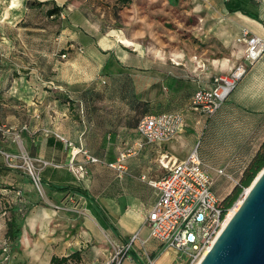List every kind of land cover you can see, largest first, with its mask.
<instances>
[{
  "label": "crops",
  "instance_id": "1",
  "mask_svg": "<svg viewBox=\"0 0 264 264\" xmlns=\"http://www.w3.org/2000/svg\"><path fill=\"white\" fill-rule=\"evenodd\" d=\"M37 1L48 2L47 8L59 6L62 13L59 19L45 17L46 25L37 29L41 34L35 55L22 46L26 36L10 33L0 38V51H5L0 66V127L9 130H0V149L17 153L19 137L30 157L48 163L42 170L46 196L61 209L43 206L29 176L0 159V179L5 187L22 190L28 209L19 246L22 254L28 264H51L54 256L101 248L102 258L82 261L99 264L110 258L104 254L110 240L127 243L139 232L157 264H172L176 253L172 251L171 257V251L165 252L145 225L158 197L148 180L166 176L173 162L186 160L194 150L209 174L224 170L239 180L261 148L264 55L248 67L213 116L194 110L192 98L197 90L212 88L214 76L230 74L244 64L246 46L238 41L244 30L264 40V0H132L130 7L137 10L134 21L104 34L89 9H81L83 2ZM120 2L109 8H122ZM22 6L19 21L25 22L35 9H29L27 1ZM74 10L85 13L82 23L92 30L82 34L74 29ZM159 10L169 14L168 26L181 23L185 35L180 37L173 29L157 31L166 16ZM130 79L134 86H125ZM133 100L148 102L149 116L182 112L185 126L168 142L141 146L138 104ZM58 135L99 160L87 165L84 180L69 169L72 155ZM122 155L123 173L111 167ZM211 157L221 158L218 165L211 164ZM83 161L84 156L77 155L76 162ZM142 248L136 243L125 260L144 264Z\"/></svg>",
  "mask_w": 264,
  "mask_h": 264
},
{
  "label": "built area",
  "instance_id": "2",
  "mask_svg": "<svg viewBox=\"0 0 264 264\" xmlns=\"http://www.w3.org/2000/svg\"><path fill=\"white\" fill-rule=\"evenodd\" d=\"M238 41L246 46L244 64L230 74L214 76L212 88L197 90L192 98L194 110L213 116L235 90L248 67L253 66L264 55V40L249 31L244 30ZM80 51L83 52V49L80 48ZM1 57L3 54L0 51V59ZM185 123V116L182 113H161L144 117L137 126V132L143 139L141 146L170 141ZM0 130L3 133L9 132L4 127H0ZM58 137L64 141L72 155L68 164L69 169L77 179L84 180L88 176L87 165L99 160L64 137L60 135ZM15 141L19 147L23 146L19 137ZM20 153L0 149V159L3 158L8 167L25 172L39 195L44 196L45 188L41 173L48 163L30 157L25 149ZM79 154L84 156V161L77 163L76 157ZM125 157L122 155L120 163L112 164L111 167L123 173ZM20 159L22 162H19ZM223 174L224 170L218 171V175ZM148 184L158 192L157 200L145 220V225L150 229V238L158 241L165 252H175L178 259H183V264H199L224 229L230 209L224 211L223 200L213 189L215 180L197 151L191 152L186 160L173 162L166 176L158 180L150 179ZM16 194L20 199L24 196L22 190H18ZM56 209L59 210L61 207L56 205ZM146 242L147 240L141 239L139 232L133 235L130 242H112L110 258L99 264H122L136 243L143 247L141 254L144 264H157L151 253L144 248Z\"/></svg>",
  "mask_w": 264,
  "mask_h": 264
},
{
  "label": "rangeland",
  "instance_id": "3",
  "mask_svg": "<svg viewBox=\"0 0 264 264\" xmlns=\"http://www.w3.org/2000/svg\"><path fill=\"white\" fill-rule=\"evenodd\" d=\"M21 1L22 0H0V38L2 36L8 35L10 33H13L15 36H17V35L26 36V42L23 44L21 43V44H22V46H24L26 48V50H29L28 54L33 52L32 54L35 55L36 51H37V46H38V36H39V34H41V32H39L37 29L43 25H46V22L44 20L45 19V10L36 9L34 11H29V13L27 14V18H26L27 21H25V22H24V20L19 21L21 18V15H19V12H21V9H23V6L20 7ZM26 1H28V0H23V4ZM75 1L83 2V5H81V9H83V12H86V9H89V13H90L91 17L94 16L97 20V23H99L101 25L100 29H103L102 30L103 34L104 33H112V29H115V28L118 29L119 26L123 25L124 22H128V23L133 22L134 17H136V14H137L136 13L137 10L135 9V7L131 8L130 5L125 6L123 10L122 9L117 10L118 7H115V10H113V8L112 9L109 8L112 6V4L118 3L120 1H121L120 5L122 6L123 0H120V1L104 0L103 2H100V3H97V1H95L94 3L92 1L90 3L89 2L85 3L86 2L85 0H75ZM11 6H13V8H11ZM16 8H19V10L18 11L15 10ZM161 9H163V8H161ZM78 11L80 12L81 10H78ZM17 12H18V14H17ZM79 12H76L75 10H74V12H72V14H73L72 20L75 23L74 29L78 30L79 33L86 34L87 30H92L93 28H89V27L85 26L84 23H82L85 13H83V15H79ZM158 12L160 14H163L166 16L165 17L162 16V18H163V19H161L162 21L159 20L160 25H158L159 27L156 28L157 31L159 28H161L163 30L173 29L174 34H178L180 37L185 35L186 31L182 32L183 25H181V23H178L175 21V24H177L178 26H175V25H173V26L169 25L168 26V24L171 22L170 17H168L169 14L165 10L162 12L159 10ZM14 16H16V17L14 18ZM17 22H20V23L17 24ZM167 22H169V23L167 24ZM47 26H48V24H47ZM131 28L132 29L134 28V26L132 24H131ZM104 31H106V32H104ZM158 34H163V33L158 32ZM163 38H165V34H163ZM0 41H2V40H0ZM1 45L3 48L6 47L4 43H2ZM1 53L3 55L5 54L4 49L1 50ZM3 59H4V57H1L0 64H3L2 63ZM200 140L202 142L204 141V136H202V134H200V136H199V141ZM17 151H18V154H21L20 152L24 151L23 146H20L17 149ZM220 159L221 158L217 159V158L211 157L209 161L211 162L212 165H218ZM19 162H22V160L20 159ZM212 176L215 177L214 180L218 178L217 180H215V185H214L213 189L217 193V195L219 196V198L221 200H225L232 193L233 189L236 187V185L239 182V180H237V174H233L232 176H229V175H226L224 173L223 175L218 176V174H217L216 176H214V175H212ZM35 191H36V189H35ZM245 191L246 190L243 191V193L241 194L239 199L236 201V203L233 205V207L236 206V204L242 198H244L243 195H244ZM36 193L40 197V203L43 206H47L49 209H52V210H58V209H56V204L53 202H50L48 200V197L46 196V191H45L44 196H42V197L39 195V193L37 191H36ZM2 208H3V206L0 205V253H1L2 248L4 246H6V244H7V240L5 237V225H4V216L2 214V212H3ZM83 213L85 214L86 212L84 211ZM81 249L86 252L84 255V258L93 259L96 256L98 258H102V256H103L102 255L103 252L101 253L102 250H100L101 248H81ZM104 249H105L104 254H106L107 256L111 255L112 250H113L111 240L109 241L107 248H104ZM14 253L15 254H11V259H10L9 264H28V258L22 254L21 248L19 251H14ZM170 256L174 257V253L172 251L170 253ZM0 261H1V255H0ZM101 261H103V260H100L99 262H101ZM123 264H129V263L125 260V261H123ZM172 264H183V259L182 258L178 259L177 254H176V260Z\"/></svg>",
  "mask_w": 264,
  "mask_h": 264
},
{
  "label": "trees",
  "instance_id": "4",
  "mask_svg": "<svg viewBox=\"0 0 264 264\" xmlns=\"http://www.w3.org/2000/svg\"><path fill=\"white\" fill-rule=\"evenodd\" d=\"M131 1L132 0H123L122 1L123 7L117 8V10L123 9L125 6L130 5ZM20 3L22 6L23 1H21ZM48 5H49L48 2H39V1H35V0L34 1L33 0L27 1V7L29 9H35V10L36 9H39V10L43 9V10H45V17L46 18L59 19L61 16V13H62V9L56 5H54L51 8H47ZM124 85L131 87V86H134V83H133L132 79H130V80H127L124 83ZM232 93H231V95H232ZM129 95H131V99H132L131 92L129 93ZM230 96H229V98H230ZM136 101H138V100H133V104L136 103ZM136 104H138V105L135 107V109H136L135 111L137 112V115H138L137 123L139 124L141 119H143L146 116H149L151 110L148 109L149 108L148 102L139 101ZM161 113H182V112L163 111V112H159L158 114H161ZM263 169H264V142H263L261 148L259 149V151L254 155V157L247 164L246 168L244 169V171H243V173L239 179L238 184L233 189L232 193L225 200H223V207H224L225 212H227L229 209H231L233 207V205L239 199V197L241 196L243 191L251 186L253 181L256 179L258 174ZM41 175H42V173H41ZM18 190L19 189L12 188V187H5L4 183L0 179V205L3 206L2 214L4 216L5 237L7 240L6 246H4L2 248L1 253H0V255H1L0 264H9L12 251L13 250L14 251L20 250L19 246H20V239L22 237V228H23V223H24L26 214L28 212V209L26 208L27 205H26V202L24 200V196L21 198L22 200L17 196L16 192ZM85 253L86 252L81 249L79 251H74L73 253H71L67 256H63V257L54 256L51 260V264H79V263L84 264V262H82V261H83V257L85 255Z\"/></svg>",
  "mask_w": 264,
  "mask_h": 264
},
{
  "label": "water",
  "instance_id": "5",
  "mask_svg": "<svg viewBox=\"0 0 264 264\" xmlns=\"http://www.w3.org/2000/svg\"><path fill=\"white\" fill-rule=\"evenodd\" d=\"M199 264H264V169Z\"/></svg>",
  "mask_w": 264,
  "mask_h": 264
},
{
  "label": "bare ground",
  "instance_id": "6",
  "mask_svg": "<svg viewBox=\"0 0 264 264\" xmlns=\"http://www.w3.org/2000/svg\"><path fill=\"white\" fill-rule=\"evenodd\" d=\"M250 190V187L246 189L245 193H247ZM243 198L236 204V206H234L232 209H230L229 214L227 215V219H226V223L225 226L227 225V223L229 222V220L233 217V215L235 214V212L237 211L238 207L240 206L241 202H242Z\"/></svg>",
  "mask_w": 264,
  "mask_h": 264
}]
</instances>
